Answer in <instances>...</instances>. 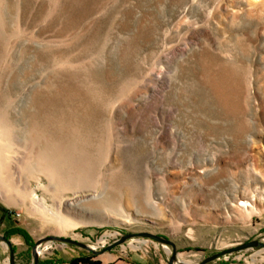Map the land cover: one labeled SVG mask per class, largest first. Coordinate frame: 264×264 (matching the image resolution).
<instances>
[{
	"label": "rangeland",
	"instance_id": "374dc122",
	"mask_svg": "<svg viewBox=\"0 0 264 264\" xmlns=\"http://www.w3.org/2000/svg\"><path fill=\"white\" fill-rule=\"evenodd\" d=\"M0 210L15 264L264 243V0H0Z\"/></svg>",
	"mask_w": 264,
	"mask_h": 264
},
{
	"label": "water",
	"instance_id": "95a60500",
	"mask_svg": "<svg viewBox=\"0 0 264 264\" xmlns=\"http://www.w3.org/2000/svg\"><path fill=\"white\" fill-rule=\"evenodd\" d=\"M133 238H147V239L153 240L155 242H158L160 244L168 245L171 247V257L169 260V264H173V261L176 259L175 245L171 241H169L165 238L156 236V235L149 234V233L127 234V235L121 237L120 239H118L117 241H115L114 243H112L111 245L103 248L101 252L109 251V250L113 249L114 247L120 246V245L124 244L127 240L133 239ZM47 241H54V242H60L63 244H70L72 246L90 251L94 255L99 254V252H95L92 249H90L87 245L79 243L75 240H72L69 238H63V237L49 236V237H45L43 239L38 240L31 247V252H32L33 260H34L33 264H38V257H37L38 247L42 243L47 242ZM0 242L5 244L7 249H8V264H15V262H14V251L12 248L11 241L9 239H7L6 237L0 236ZM257 248H263L264 249V243L260 242V241H249L246 243H241V244L235 245L233 247L227 248L225 250H222L218 253H215L211 256H208V257L204 258L203 260H201L200 262H198L197 264H210L212 262L219 260L223 256H228V255L238 253V252H241L244 250L257 249Z\"/></svg>",
	"mask_w": 264,
	"mask_h": 264
},
{
	"label": "trees",
	"instance_id": "16d2710c",
	"mask_svg": "<svg viewBox=\"0 0 264 264\" xmlns=\"http://www.w3.org/2000/svg\"><path fill=\"white\" fill-rule=\"evenodd\" d=\"M11 232H14L13 234H18V235H20L23 238H26L25 235L23 233L19 232V231H11Z\"/></svg>",
	"mask_w": 264,
	"mask_h": 264
},
{
	"label": "bare ground",
	"instance_id": "6f19581e",
	"mask_svg": "<svg viewBox=\"0 0 264 264\" xmlns=\"http://www.w3.org/2000/svg\"><path fill=\"white\" fill-rule=\"evenodd\" d=\"M37 253H40V249L39 248L37 249Z\"/></svg>",
	"mask_w": 264,
	"mask_h": 264
},
{
	"label": "crops",
	"instance_id": "0c3cea01",
	"mask_svg": "<svg viewBox=\"0 0 264 264\" xmlns=\"http://www.w3.org/2000/svg\"><path fill=\"white\" fill-rule=\"evenodd\" d=\"M0 217H1V210H0Z\"/></svg>",
	"mask_w": 264,
	"mask_h": 264
}]
</instances>
